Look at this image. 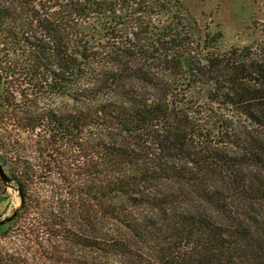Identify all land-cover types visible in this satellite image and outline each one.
<instances>
[{"label":"trees","instance_id":"1","mask_svg":"<svg viewBox=\"0 0 264 264\" xmlns=\"http://www.w3.org/2000/svg\"><path fill=\"white\" fill-rule=\"evenodd\" d=\"M221 39L201 37L181 0H0L7 107L23 104L22 88L79 104L13 115L42 131L52 170L0 156L23 200L8 226L25 214L27 238L44 227L87 249L55 247L48 264H264V49L224 50ZM64 175L92 202L86 241L67 236L65 220L84 222L71 208L64 220L31 199V186ZM22 250L0 248V264H34ZM35 252L42 260L41 244Z\"/></svg>","mask_w":264,"mask_h":264},{"label":"rangeland","instance_id":"2","mask_svg":"<svg viewBox=\"0 0 264 264\" xmlns=\"http://www.w3.org/2000/svg\"><path fill=\"white\" fill-rule=\"evenodd\" d=\"M181 3L190 17L196 22L197 27L200 29L201 37L206 33H209V35L217 32L221 33L222 39L220 41V47L222 49L248 47L250 48V53L255 47L264 49V0H181ZM35 7V9H38L37 6ZM70 24H72L70 27L72 29L81 30L82 27L85 31H88L87 24L75 22H71ZM92 42H95V39L94 41L91 40ZM99 44L103 45L102 42ZM97 50L99 52H105L101 47H98ZM182 89H184V86ZM21 91L25 99L23 100V104L20 102L19 97L13 96L14 100L12 101L11 108H9L7 105L11 100L3 99L6 94L0 87V156L10 157V155H21L28 162L33 163L39 169V172H42V167L50 171L54 166L50 158L47 157L45 150L47 143L42 140V131L32 130V128L28 129V131L20 130L18 127L20 120L13 115L14 113L17 114L18 111L21 113L22 111L30 110L36 113H42V110H46L50 114L60 116L73 112L79 107V104L68 97H63L55 93L43 94L42 91H28L25 88L18 90V92ZM10 93L11 91H9L7 97L10 96ZM198 101L202 103L200 99ZM66 149L61 148V150L58 149L57 151L65 153ZM2 167L9 177L8 167L5 165ZM17 189L18 186L13 182L5 186L0 180V219L10 216L19 207L20 197ZM29 189L33 203L36 204L37 201L42 203V208L49 205L56 207L57 214L64 220L67 219V216H70V213H67V210L70 208L71 212L76 213L78 219L82 221L86 220L85 217L89 218L90 223L94 219L92 214L88 216L86 210V207H92L91 200L79 192L82 189L81 180L78 181V179L72 176L64 175L62 181L46 179L43 183H37V186H31ZM26 217L23 214L13 226H8L9 223L0 226V248L11 252L22 247V253L34 264H48L44 252L49 253L55 247L62 250L67 249V252H73L74 256H86L88 254L87 249H84L82 245L78 246L74 239V242H72L63 237H49L47 232H44V227L42 228V238H27V236L18 232V226L24 223L23 219ZM30 217L35 219V213L31 212ZM67 220H65L67 222V228L69 233H71L67 236L72 237L74 235L72 234L73 231L79 236L81 235L80 238L82 241L88 240V237L91 238L86 232L85 221L79 223L81 225L79 226L80 228H77V225L73 228L68 225L69 221ZM27 225L24 224L23 227ZM103 225H99L98 230L102 233H110V227ZM112 233L116 235L115 239L123 242L120 235H117L118 231L116 229ZM126 239L127 241H131V234H126ZM40 244L42 245V260L35 252L40 247ZM24 247H26L27 253L24 251ZM110 258L113 261L117 260L113 256Z\"/></svg>","mask_w":264,"mask_h":264},{"label":"water","instance_id":"3","mask_svg":"<svg viewBox=\"0 0 264 264\" xmlns=\"http://www.w3.org/2000/svg\"><path fill=\"white\" fill-rule=\"evenodd\" d=\"M0 180L4 183L5 186L10 185V183L12 182L10 180V178L8 177V175L6 174V172L4 171V168L2 167L1 164H0ZM17 191H18V193H21V190L19 188L17 189ZM22 201H23L22 197H20V205H19V207L17 209H15L10 216L5 217L3 219H0V226H3V225H6V224L10 223L15 218V216L19 212V209H20V206L22 204Z\"/></svg>","mask_w":264,"mask_h":264}]
</instances>
